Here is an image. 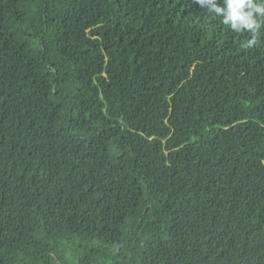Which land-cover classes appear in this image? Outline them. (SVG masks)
<instances>
[{
  "label": "trees",
  "instance_id": "obj_1",
  "mask_svg": "<svg viewBox=\"0 0 264 264\" xmlns=\"http://www.w3.org/2000/svg\"><path fill=\"white\" fill-rule=\"evenodd\" d=\"M256 19L0 0V264H264Z\"/></svg>",
  "mask_w": 264,
  "mask_h": 264
},
{
  "label": "clouds",
  "instance_id": "obj_2",
  "mask_svg": "<svg viewBox=\"0 0 264 264\" xmlns=\"http://www.w3.org/2000/svg\"><path fill=\"white\" fill-rule=\"evenodd\" d=\"M202 8H207L209 13L222 17V23L235 32L248 31L253 38L248 40L243 47L258 44L256 35L260 28L257 16L264 17V0H195Z\"/></svg>",
  "mask_w": 264,
  "mask_h": 264
}]
</instances>
